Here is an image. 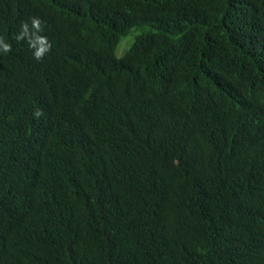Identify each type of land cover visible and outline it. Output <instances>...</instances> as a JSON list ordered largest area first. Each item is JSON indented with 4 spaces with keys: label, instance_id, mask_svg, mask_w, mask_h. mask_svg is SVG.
I'll use <instances>...</instances> for the list:
<instances>
[{
    "label": "trees",
    "instance_id": "trees-1",
    "mask_svg": "<svg viewBox=\"0 0 264 264\" xmlns=\"http://www.w3.org/2000/svg\"><path fill=\"white\" fill-rule=\"evenodd\" d=\"M0 264H264V0H0Z\"/></svg>",
    "mask_w": 264,
    "mask_h": 264
},
{
    "label": "rangeland",
    "instance_id": "rangeland-1",
    "mask_svg": "<svg viewBox=\"0 0 264 264\" xmlns=\"http://www.w3.org/2000/svg\"><path fill=\"white\" fill-rule=\"evenodd\" d=\"M134 33L130 34L126 39L123 40L121 45L119 46V49L117 48L116 54L118 57H121L123 52L128 48L129 44L133 42Z\"/></svg>",
    "mask_w": 264,
    "mask_h": 264
},
{
    "label": "clouds",
    "instance_id": "clouds-1",
    "mask_svg": "<svg viewBox=\"0 0 264 264\" xmlns=\"http://www.w3.org/2000/svg\"><path fill=\"white\" fill-rule=\"evenodd\" d=\"M126 38H127V37H126ZM126 38H124V39H126ZM124 39H123V40H124ZM123 40H122V42H123ZM133 41H134V38H133ZM122 42H121V43H122ZM121 43H120V45H121ZM131 43H132V42H131ZM131 43H130V44H131ZM130 44H129V46H130ZM120 45H119V46H120ZM119 46H118V49H119ZM129 46H128V47H129ZM126 50H127V49H126ZM126 50H125V51H126ZM116 51H117V49H116ZM125 51H124L122 54H124ZM116 55H117V54H116ZM122 56H123V55H122Z\"/></svg>",
    "mask_w": 264,
    "mask_h": 264
},
{
    "label": "bare ground",
    "instance_id": "bare-ground-1",
    "mask_svg": "<svg viewBox=\"0 0 264 264\" xmlns=\"http://www.w3.org/2000/svg\"><path fill=\"white\" fill-rule=\"evenodd\" d=\"M41 129V128H40ZM45 132V131H44ZM43 133V132H42ZM39 148V147H38ZM38 153V152H37ZM32 166V165H31ZM31 174V173H30ZM34 174V173H33Z\"/></svg>",
    "mask_w": 264,
    "mask_h": 264
}]
</instances>
